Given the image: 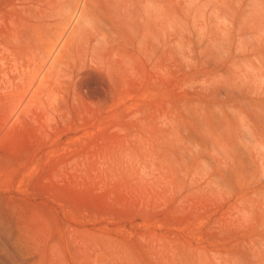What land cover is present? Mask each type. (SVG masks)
Segmentation results:
<instances>
[{
	"label": "rangeland",
	"instance_id": "1",
	"mask_svg": "<svg viewBox=\"0 0 264 264\" xmlns=\"http://www.w3.org/2000/svg\"><path fill=\"white\" fill-rule=\"evenodd\" d=\"M0 264H264V0H0Z\"/></svg>",
	"mask_w": 264,
	"mask_h": 264
}]
</instances>
